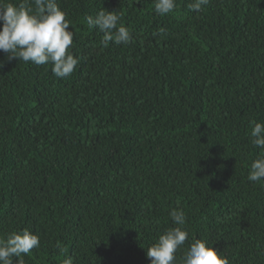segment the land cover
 Masks as SVG:
<instances>
[{"label": "trees", "instance_id": "16d2710c", "mask_svg": "<svg viewBox=\"0 0 264 264\" xmlns=\"http://www.w3.org/2000/svg\"><path fill=\"white\" fill-rule=\"evenodd\" d=\"M193 2L161 16L155 0H57L80 58L65 78L0 51V237L39 236L24 264H150L177 208L189 232L177 257L200 238L229 264H264V180L247 179L264 0ZM102 8L130 43L101 45L87 17Z\"/></svg>", "mask_w": 264, "mask_h": 264}, {"label": "clouds", "instance_id": "9594fccd", "mask_svg": "<svg viewBox=\"0 0 264 264\" xmlns=\"http://www.w3.org/2000/svg\"><path fill=\"white\" fill-rule=\"evenodd\" d=\"M208 3L209 0H194L189 8L199 12ZM176 7V0H155L154 11L164 16ZM66 15L57 0H21L19 4L0 0V51L6 53L9 60L18 59L38 66L51 64V71L58 78L70 76L80 58L68 51L73 45L74 31ZM87 23L103 34L100 43L105 48L110 42L120 45L132 41V34L121 23L117 10L102 8L95 17H87ZM251 123V143L261 152L250 164L247 179L257 182L264 180V123ZM169 216L176 226L160 234L147 248L150 264H229L222 252L200 238H194L184 255L177 257L178 250L189 240V232L184 227L186 214L177 208L172 209ZM39 247V236L28 228L0 237V264H13L14 258L15 264H24L23 257ZM60 251L65 250L61 248ZM62 264H74V261L68 257Z\"/></svg>", "mask_w": 264, "mask_h": 264}]
</instances>
